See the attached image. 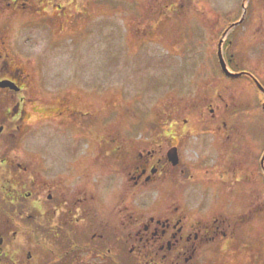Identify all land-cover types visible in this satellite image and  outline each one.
<instances>
[{"label":"rangeland","instance_id":"374dc122","mask_svg":"<svg viewBox=\"0 0 264 264\" xmlns=\"http://www.w3.org/2000/svg\"><path fill=\"white\" fill-rule=\"evenodd\" d=\"M48 1L37 0L40 10L17 8L21 14L0 6V33L13 23L0 72L3 64L23 71V90L0 89V152L29 166L23 178L35 166L44 178L61 179L69 165L70 184L75 178V186L102 194L96 209L132 210L123 193L146 219L177 206L187 226L208 234L198 241L196 264H264V94L249 76L264 85V0H177L149 31L143 26L161 13L148 11V0H83L82 29L63 25L70 34L55 33L56 43L46 34L25 41L20 33L30 18H41L35 30L46 19L52 26ZM219 41L227 69H243L237 79L220 70ZM21 97L27 121L10 114ZM67 107L80 111L68 115ZM153 145H176L180 161L135 184L132 162L107 153L122 146L136 163L137 151ZM131 259L114 264H138Z\"/></svg>","mask_w":264,"mask_h":264},{"label":"flooded vegetation","instance_id":"af4514ba","mask_svg":"<svg viewBox=\"0 0 264 264\" xmlns=\"http://www.w3.org/2000/svg\"><path fill=\"white\" fill-rule=\"evenodd\" d=\"M42 1L38 0V3L41 4ZM148 1V11L159 8L161 16L143 26L147 31L156 29L166 19L164 14L175 11L178 7L177 0ZM36 3L37 0H2L0 6L16 9L14 14H21L17 11L21 8L27 11L40 10L41 7L36 6ZM47 3L54 15L49 18L52 26H48L46 19L41 24L46 28L35 30V24H40L38 20L41 18H30L23 23L20 33L25 41L33 38L37 40L46 34L56 43L58 41L54 35L70 34L66 27L67 31H64L63 25L71 27V24H75L81 29L84 26L87 7L83 0H64L62 3L59 0H49ZM12 25L13 23H6L1 29H6L5 32L8 33ZM5 32L0 33V57L9 54L12 49L8 48L10 43L4 37ZM2 68L5 72H0V80L11 81L13 87L0 86V89L14 92L23 90L22 69L6 64ZM23 100L21 97L13 104L10 114L14 116L18 111V118L27 121L30 116L20 108V105L26 104H23ZM55 110L56 115L63 114L62 110ZM66 110L68 115L80 111L75 107H67ZM152 139L147 140L154 142ZM174 146L177 148L172 145L165 150L153 145L149 149L139 150L136 163L132 160L133 157L129 160L121 155L130 151L124 150L122 146L121 149L114 146L107 153L114 154V159L121 164H124L123 159L124 162H132L131 165L134 166L130 170L129 166L130 172L127 173L135 184L142 178H155L167 165H173L169 159V150ZM178 157L180 161L179 154ZM34 167H30L32 175L23 178L22 170L29 169V166H21V162L10 160L6 151L0 152V264H92V256L103 259L101 264H114L118 260L129 258H136L138 264H196L193 256L198 241L207 238L208 234L203 227L187 226L184 218L178 216L177 206H174L172 215L150 216L146 219V214H134L133 199L129 200V194L123 193L120 200L126 203V209L132 210H126L120 215L116 209L103 211L95 208L96 200H103L102 194L94 190L87 191L83 183L75 186V178L70 184L67 172L70 171L69 165L66 166L69 170L57 176L61 178L56 179L58 181L44 178L38 167ZM81 168L83 166L79 161L73 170L79 173L78 169ZM80 175H76L78 182ZM26 185L29 186L28 190H24ZM133 255H136L135 258Z\"/></svg>","mask_w":264,"mask_h":264},{"label":"water","instance_id":"95a60500","mask_svg":"<svg viewBox=\"0 0 264 264\" xmlns=\"http://www.w3.org/2000/svg\"><path fill=\"white\" fill-rule=\"evenodd\" d=\"M218 59H219V63H220V66H221L223 73L226 74L227 76H237V75L241 74V73H233L227 69L225 61L221 55L220 48H218ZM254 82L257 84L258 88L263 92L264 90H263L262 86L259 84V82L255 78H254ZM0 86L1 87H6V86L13 87L12 83L8 80H1ZM169 159L172 161L173 164H176L178 162V155H177L176 147H172L169 150Z\"/></svg>","mask_w":264,"mask_h":264},{"label":"trees","instance_id":"16d2710c","mask_svg":"<svg viewBox=\"0 0 264 264\" xmlns=\"http://www.w3.org/2000/svg\"><path fill=\"white\" fill-rule=\"evenodd\" d=\"M243 69H234V71H242ZM254 75V73H252ZM255 76V75H254ZM238 77H227V79H230V80H234V79H237ZM264 87V85H263Z\"/></svg>","mask_w":264,"mask_h":264}]
</instances>
